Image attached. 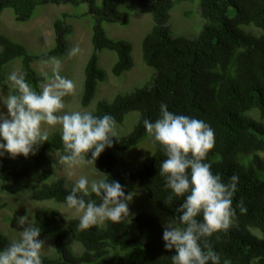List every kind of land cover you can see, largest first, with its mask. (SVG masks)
<instances>
[{"label": "trees", "instance_id": "trees-1", "mask_svg": "<svg viewBox=\"0 0 264 264\" xmlns=\"http://www.w3.org/2000/svg\"><path fill=\"white\" fill-rule=\"evenodd\" d=\"M182 2L197 3L205 22L193 38L174 35L169 26L170 11ZM80 3L88 5L82 15L93 20L91 52L83 69L79 100L82 108L91 104L97 86L106 80L98 64L102 51L116 54L111 68L114 76L134 66L132 45L109 38L102 24L124 26L131 13L144 11L150 14L153 24L141 42L143 63L154 70L149 81L128 93L116 94L111 101L100 100L89 111L99 117L110 114L117 124L123 123L130 112L138 114L132 130L117 136L113 146L105 148L96 159L97 168L110 181L124 186L125 194L145 190L148 199L173 220L179 215L176 209L184 197L173 195L171 201L167 199L172 193L165 188V177L159 174L166 159L162 146L154 144L147 160L129 166L136 168L119 171H114L115 152L129 150L148 137L143 120L154 122L159 118L161 103L174 114L203 120L215 132V145L204 162L225 183L233 174L239 176L232 204L236 209L234 222L227 231L214 233L209 241L221 257L220 264L225 259L231 264H264V0H130L123 9L120 0H102L99 5L95 0H0V14L10 9L15 22L23 23L47 4L74 8ZM68 18L77 16L61 12L53 20V46L40 53L29 52L24 45L0 34V84L6 80L7 66L17 61L26 81L39 92L44 76L36 74L32 63L66 55L72 34ZM15 92L13 88L12 94ZM60 136V130L50 132L48 141L35 155L0 157V181L8 194L27 190L32 201L66 205L65 197L71 189L64 178L49 181L54 173L49 152L64 154ZM86 158L90 159L91 153ZM84 198L99 203L94 194ZM241 199L247 208L245 214L237 207ZM32 223L54 246V255L41 254L43 264H172L171 256L175 254L164 247V229L158 217L146 211L135 214L134 226L124 219L80 230L78 219H65L54 208L39 210ZM68 238L73 245H69ZM9 243L0 232V250Z\"/></svg>", "mask_w": 264, "mask_h": 264}, {"label": "clouds", "instance_id": "clouds-1", "mask_svg": "<svg viewBox=\"0 0 264 264\" xmlns=\"http://www.w3.org/2000/svg\"><path fill=\"white\" fill-rule=\"evenodd\" d=\"M202 21L205 23L203 19ZM79 52L80 48L76 45L68 55L72 57ZM66 56L67 53L61 59ZM44 63L50 64L52 71L50 76L47 72L43 73L44 82L40 85L39 92L34 90L21 72L12 71L8 75V81L16 92L6 96L3 103L6 113L0 111V141H3L0 142V157L5 154L11 158L35 155L39 146L49 139L48 131L42 126L59 125L64 149L59 163L69 168L84 164L94 165L105 148H111L113 140H117L116 120L110 114L99 117L88 111H64L66 107L64 98L73 94L76 86L71 79L60 74L62 62L59 58L51 57ZM105 73L107 75V72ZM159 111V118L154 122L144 119L143 126L148 137L152 138L154 144L161 145L166 155V159L160 165L159 174L165 177V188L170 189L172 193L167 199L171 201L173 195L184 197L176 209L179 215L173 220L167 216L171 221L165 225L161 224L164 229L162 235L164 247L175 252L171 256L172 264H220L221 257L214 250L209 238L216 232L227 231L234 222L236 209L232 204L239 176L233 174L225 183L219 174H213L211 165L204 162L208 152L215 145V132L210 125L200 119L174 114L168 110L165 103L160 104ZM89 153L90 159L86 158ZM55 171L54 164L53 180L63 178H56ZM98 173L101 178L93 179L91 182L87 177L81 176L65 197L66 206L81 213L79 218H66L57 210L65 219H78L80 230L104 226L109 221L120 223L130 214L128 202L132 200V193L125 194L124 186L118 181H110L107 174ZM93 194L99 198V203L84 198ZM145 197L149 202L147 195ZM237 207L241 214L247 212L242 199ZM198 216H202V219L198 220ZM16 220L22 229L18 231L17 239L11 240L0 231L11 242L0 250V264H43L41 252L45 247V241L38 238L39 236L44 238L40 235V227L30 222L28 216H20ZM44 239L51 241L48 238ZM66 240L70 241L69 245H73L72 239ZM51 244L52 253L44 255H54L52 241ZM223 264L231 262L225 259Z\"/></svg>", "mask_w": 264, "mask_h": 264}, {"label": "rangeland", "instance_id": "rangeland-1", "mask_svg": "<svg viewBox=\"0 0 264 264\" xmlns=\"http://www.w3.org/2000/svg\"><path fill=\"white\" fill-rule=\"evenodd\" d=\"M130 0H121V8L125 7ZM96 4H100L102 0H95ZM88 5L80 3L76 7L70 6H54L46 5L39 8L36 15L27 22H15L14 16L10 9L4 10L0 14V34H4L14 41L24 45L28 51L32 53H40L49 49L53 45V31L52 22L59 17L61 12H67L76 18L68 19L73 31L68 37V52L62 62L61 75L71 79L76 88L75 92L64 98V111H91L94 109L96 103L100 99L110 101L117 93H128L136 87L144 85L153 73V69L146 66L141 58V42L143 37L151 30L152 20L149 13L133 12L129 15L128 25H118L104 23L106 35L114 40L124 39L132 45V57L134 66L131 70L124 72L120 76H113L110 72L113 63L116 61V54L109 50L102 51L99 58V66L107 72L105 82L100 83L97 87L96 95L91 101V104L82 109L79 104L80 95L82 92L83 69L85 62L91 52L90 36L92 29V18L88 15H82L87 12ZM203 21L197 9V3L182 2L175 5L170 11L169 26L174 35H181L186 37H193L201 30ZM78 45L80 52L77 55L69 57L68 53L73 46ZM33 69L38 76H43L47 72L51 75V65L42 62L32 63ZM12 71H19L23 74L20 64L15 61L6 68V80L0 85V111L6 113L4 101L6 96L12 93L13 86L8 81V75ZM42 84V83H41ZM40 84V85H41ZM138 118L137 112H130L126 115L122 124L116 123L117 136L128 134L133 128ZM48 133L60 130V126L50 127L48 125L42 126ZM152 138L146 137L139 144L132 147L126 152H115L117 163L114 171H119L124 167L137 166L143 161L147 160L153 149ZM49 157L55 164V177H63L67 188L72 189L75 182L81 177L85 176L89 182L93 179H100L102 173L94 163L84 164L75 168H69L64 164L59 163L60 154L57 151L51 150ZM136 168V167H129ZM98 171V172H97ZM54 179V175L49 181ZM4 184L0 182V231L8 236L11 240L18 238V231L22 229L17 225V217L28 216L30 222L32 218L42 208H55L66 218L77 217L81 215L75 209H70L64 204H55L51 202L37 203L29 201V191L25 190L18 196H10L6 193ZM132 193V200L128 202L130 210L129 217L125 220L129 226H134L135 214L141 211L155 213L162 225L171 221L167 215L162 213L155 205L146 199V192L143 189H134ZM28 196V197H27ZM45 241L43 254L52 253L51 241L38 237ZM70 243V241H68Z\"/></svg>", "mask_w": 264, "mask_h": 264}]
</instances>
